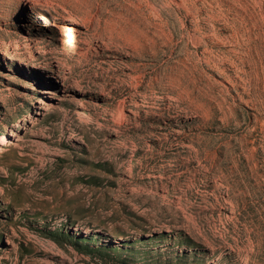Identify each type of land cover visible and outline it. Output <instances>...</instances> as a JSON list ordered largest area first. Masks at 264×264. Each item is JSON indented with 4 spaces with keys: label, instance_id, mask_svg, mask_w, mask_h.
<instances>
[{
    "label": "rangeland",
    "instance_id": "374dc122",
    "mask_svg": "<svg viewBox=\"0 0 264 264\" xmlns=\"http://www.w3.org/2000/svg\"><path fill=\"white\" fill-rule=\"evenodd\" d=\"M0 139V264H264V0H0Z\"/></svg>",
    "mask_w": 264,
    "mask_h": 264
},
{
    "label": "bare ground",
    "instance_id": "6f19581e",
    "mask_svg": "<svg viewBox=\"0 0 264 264\" xmlns=\"http://www.w3.org/2000/svg\"><path fill=\"white\" fill-rule=\"evenodd\" d=\"M72 31V30H71ZM70 30L68 32L60 33L62 37V51L66 55H71L74 53L73 49V37H72V32ZM86 117L91 120L92 122L97 121V115L94 114L92 111H88L85 113ZM12 136L11 134H9ZM4 144V139H0V145Z\"/></svg>",
    "mask_w": 264,
    "mask_h": 264
}]
</instances>
